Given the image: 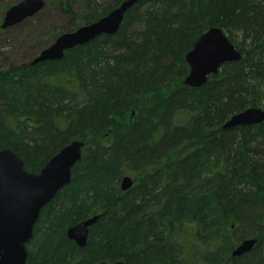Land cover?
Listing matches in <instances>:
<instances>
[{
  "label": "trees",
  "instance_id": "16d2710c",
  "mask_svg": "<svg viewBox=\"0 0 264 264\" xmlns=\"http://www.w3.org/2000/svg\"><path fill=\"white\" fill-rule=\"evenodd\" d=\"M125 2H46L40 13L69 21L43 49ZM124 18L116 35L60 61L0 71V151L39 174L66 145L85 146L72 182L40 214L27 264H264V122L222 128L264 110V0H146ZM1 24L0 35L10 31ZM212 28L242 59L185 86L186 56ZM96 216L85 248L67 238ZM251 238L252 251L234 257Z\"/></svg>",
  "mask_w": 264,
  "mask_h": 264
},
{
  "label": "water",
  "instance_id": "95a60500",
  "mask_svg": "<svg viewBox=\"0 0 264 264\" xmlns=\"http://www.w3.org/2000/svg\"><path fill=\"white\" fill-rule=\"evenodd\" d=\"M146 0H126L119 8L92 25H84L74 32L65 33L55 40L53 45L43 50L31 63L60 61L65 52L86 45L97 37L116 35L127 12L138 2ZM46 6L44 0H23L12 6L5 14L1 29L8 30L35 17ZM241 54L229 41L221 29L212 28L201 35L186 56L189 75L184 80L185 86L199 89L207 84L212 75L218 74L222 65L241 61ZM264 122V110L250 108L224 123L223 129L254 126ZM84 143L75 141L42 168L39 174L25 169L24 161L10 147L0 151V264H27L28 245L33 241L35 225L40 214L57 196L58 192L72 181V171L82 159ZM134 186L130 176L123 177L122 191H129ZM99 216L83 221L70 228L67 238L74 241L79 248H85L89 240L90 227ZM254 238L241 241L232 252L234 257H241L257 244ZM109 264V263H98ZM115 264H132L115 262Z\"/></svg>",
  "mask_w": 264,
  "mask_h": 264
},
{
  "label": "rangeland",
  "instance_id": "374dc122",
  "mask_svg": "<svg viewBox=\"0 0 264 264\" xmlns=\"http://www.w3.org/2000/svg\"><path fill=\"white\" fill-rule=\"evenodd\" d=\"M48 3L58 1L69 2V0H44ZM23 0H0V24L2 9L8 7V10ZM83 0H74V7H80ZM68 19L58 9H46L35 18L25 22L20 26H14L10 31L0 35V71H9L11 67H19L30 61H34L37 56L48 48L54 27L59 24H68ZM53 45V44H52ZM50 47V46H48Z\"/></svg>",
  "mask_w": 264,
  "mask_h": 264
}]
</instances>
